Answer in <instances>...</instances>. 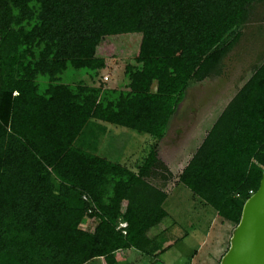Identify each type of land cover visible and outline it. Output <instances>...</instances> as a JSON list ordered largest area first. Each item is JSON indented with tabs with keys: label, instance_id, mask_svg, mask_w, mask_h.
<instances>
[{
	"label": "trees",
	"instance_id": "trees-1",
	"mask_svg": "<svg viewBox=\"0 0 264 264\" xmlns=\"http://www.w3.org/2000/svg\"><path fill=\"white\" fill-rule=\"evenodd\" d=\"M263 1L0 0V264H129V248L158 262L171 222L147 233L167 215L157 142ZM121 36L136 39L124 87L94 84L97 47ZM105 124L150 136L135 171L96 153ZM263 167L264 58L173 177L235 225Z\"/></svg>",
	"mask_w": 264,
	"mask_h": 264
},
{
	"label": "rangeland",
	"instance_id": "rangeland-1",
	"mask_svg": "<svg viewBox=\"0 0 264 264\" xmlns=\"http://www.w3.org/2000/svg\"><path fill=\"white\" fill-rule=\"evenodd\" d=\"M126 43L130 46L135 44V37L129 39L121 36L99 44L96 51L104 58V67L98 70L94 84L101 83L107 88L124 87L126 81L123 67L128 63H133L130 50L132 47H125ZM263 58L264 1L253 7L248 20L241 26L240 36L222 59L220 74L210 75L202 81L192 83L187 88L184 101L188 100L193 105L200 103L198 109L193 111L192 117L190 116L189 122L192 121V124L184 127L182 134L179 135L177 132L181 126L172 123L163 136L164 140L162 139L160 144L157 142V159L161 166L156 169L159 176L155 175L153 181L156 185L159 181L163 182L160 174L164 172V169L170 170L172 177L165 184L163 182L166 195L163 207L167 215L159 224L148 229L147 233L151 234L160 228L164 229L169 222L171 225L166 228L168 235L164 237L165 242L162 246L170 245L159 254V261L154 264H217L226 250L230 230L234 224L221 218L216 220L218 218L216 216H214L215 220L211 219L215 214L214 210L209 205L201 204L199 199L192 197L191 192L184 185L174 183L173 176L176 170L193 154L196 145L201 142L204 131H206H202L203 125L210 128V122L215 114L224 108L250 75L254 65H257ZM77 74L73 71L63 72L60 75V81L75 82ZM103 75H106V81L102 80ZM81 77L86 83L90 82L87 76L82 75ZM38 80H41L40 87L44 85L42 82L46 81L42 77ZM186 117L188 118V115ZM186 117L182 118L187 121ZM105 125L107 132L103 141L106 140V143L100 149V153L105 154L101 155L112 161L126 162L128 167L135 169V165L142 160V156H145L150 147V136L145 133L130 132L121 126ZM123 137L126 141H123ZM123 142L125 144L120 148ZM89 223L91 226L92 223ZM183 230L188 231L187 237L177 239L183 234ZM123 253L125 257L116 253V259L126 258L130 264H144L149 261V257L141 256L133 249H128ZM189 255L190 258H188ZM86 264L105 263L102 258H96L89 260Z\"/></svg>",
	"mask_w": 264,
	"mask_h": 264
},
{
	"label": "water",
	"instance_id": "water-1",
	"mask_svg": "<svg viewBox=\"0 0 264 264\" xmlns=\"http://www.w3.org/2000/svg\"><path fill=\"white\" fill-rule=\"evenodd\" d=\"M218 264H264V167L256 190L242 203Z\"/></svg>",
	"mask_w": 264,
	"mask_h": 264
},
{
	"label": "crops",
	"instance_id": "crops-1",
	"mask_svg": "<svg viewBox=\"0 0 264 264\" xmlns=\"http://www.w3.org/2000/svg\"><path fill=\"white\" fill-rule=\"evenodd\" d=\"M187 95V94H186ZM185 95V96H186ZM188 98V97H187ZM189 99V98H188ZM199 104L200 103H196L195 105H193V103H191L190 101H188V100H186V101H182L179 105H178V107H177V110H178V112L176 113V114H174L171 118H170V120H169V122H168V124H167V128H166V130H165V133H166V131L168 130V128H169V126L172 124V123H174L175 125H178V126H181V128L180 129H178V132H177V134H179L180 135V133L182 134V132H183V130H184V127H186L187 125H190V124H192V121H190L189 122V120H191V117H192V115L194 114V112L196 111V109H198V107H199ZM223 109V108H222ZM194 111V112H193ZM221 111V110H220ZM220 111L218 112V113H216L215 114V117L211 120V122H210V124H212V122L214 121V119L218 116V114L220 113ZM186 112V113H185ZM185 114V115H184ZM209 114V113H208ZM186 115H188V118L186 117ZM184 116L186 117L185 119H187V121H185L183 118H184ZM191 116V117H190ZM210 116V115H209ZM183 117V118H182ZM208 117V116H207ZM204 126V128H202V131H204V130H207L208 129V126H206V125H203ZM183 127V128H182ZM205 132L206 131H204V135H205ZM176 134V135H177ZM204 135H203V137H204ZM164 136V135H163ZM103 137L104 136H102L101 137V140L99 141V144H98V148H97V154L98 155H100V156H102L101 154H103V153H100V149L101 148H103L104 146H105V143H106V140L105 141H103L104 139H103ZM203 137H202V139H203ZM164 140V138L162 137L161 139H159L158 140V142H159V144H160V141L161 140ZM201 139V140H202ZM200 140V141H201ZM103 142H104V145H103ZM151 142V140L149 141V143ZM200 144V143H199ZM198 144V145H199ZM198 145H196V147L195 148H197L198 147ZM122 147V145H120V148ZM191 156H189L188 157V159L190 158ZM188 159L186 160V162L188 161ZM120 164H124L129 170H131V171H135L136 170V165H135V169L134 168H132V167H128V165H126V162L125 163H122V162H120V161H118ZM186 162L184 163V164H182V166L179 168V169H177L176 170V172L175 173H178L182 168H183V166L186 164ZM166 167H167V165H165ZM168 171H170V170H168ZM174 173V174H175ZM157 176H159V175H157ZM162 181V180H161ZM153 182H155V181H153ZM157 185L159 186V187H161L162 185H163V183H161L160 181H159V183H157ZM163 190H164V186H163ZM201 202V201H200ZM201 204H203L202 202H201ZM164 208V207H163ZM215 213V212H214ZM214 216H216V217H218L216 220H219V216L215 213L214 215H213V217H211V219L212 218H214ZM215 217V218H216ZM215 218H214V220H215ZM89 222H91V219H86L85 220V222L84 223H89ZM92 223V222H91ZM90 224V223H89ZM82 226H84V224H82ZM162 228H160L159 230H161ZM159 230H155V231H153L151 234H153V233H156V232H158ZM183 233H186V234H184V237H187V233H188V231H186V230H183ZM151 234H149V235H151ZM179 238L181 237V235L180 236H178ZM165 242V241H164ZM164 242H163V244H164ZM162 244V245H163ZM129 249H131V248H129ZM126 250H128V249H125V250H122V251H119L118 253L119 254H122V256L123 257H125L124 256V251H126ZM133 251H135L134 249H133ZM194 251V250H193ZM135 252H137V251H135ZM98 258H101V257H98ZM159 257L157 256V259H158ZM94 259H96V258H94ZM122 259H126V258H122ZM127 261H128V263L130 264V261L128 260V259H126ZM88 262V261H87ZM86 262V263H87ZM85 263V264H86Z\"/></svg>",
	"mask_w": 264,
	"mask_h": 264
},
{
	"label": "built area",
	"instance_id": "built-area-1",
	"mask_svg": "<svg viewBox=\"0 0 264 264\" xmlns=\"http://www.w3.org/2000/svg\"><path fill=\"white\" fill-rule=\"evenodd\" d=\"M102 80H103V81H106V80H107L106 75H103V76H102Z\"/></svg>",
	"mask_w": 264,
	"mask_h": 264
},
{
	"label": "clouds",
	"instance_id": "clouds-1",
	"mask_svg": "<svg viewBox=\"0 0 264 264\" xmlns=\"http://www.w3.org/2000/svg\"><path fill=\"white\" fill-rule=\"evenodd\" d=\"M122 225H124V223Z\"/></svg>",
	"mask_w": 264,
	"mask_h": 264
}]
</instances>
